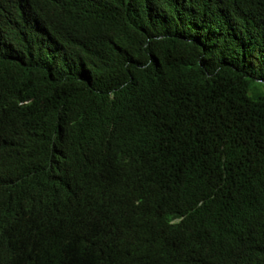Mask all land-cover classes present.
<instances>
[{
    "label": "trees",
    "instance_id": "trees-1",
    "mask_svg": "<svg viewBox=\"0 0 264 264\" xmlns=\"http://www.w3.org/2000/svg\"><path fill=\"white\" fill-rule=\"evenodd\" d=\"M88 128L118 141L105 157L146 228L129 243L116 213L88 257L55 235L54 264H188L153 247L190 225L214 264H264V0H0V212L42 193V157ZM83 180L73 208L112 202ZM244 206L252 226L235 235ZM43 213L28 222L37 249L57 221Z\"/></svg>",
    "mask_w": 264,
    "mask_h": 264
},
{
    "label": "clouds",
    "instance_id": "clouds-1",
    "mask_svg": "<svg viewBox=\"0 0 264 264\" xmlns=\"http://www.w3.org/2000/svg\"><path fill=\"white\" fill-rule=\"evenodd\" d=\"M91 130L87 129L79 145L74 142H55L53 151L43 156L41 161L40 171L46 180V188L40 187L42 193L36 191L31 198L13 203L0 212V264H54V259H61L58 252L61 250L54 254L55 235L60 246L66 250L70 247L72 252L85 251L87 257L98 256L103 252L96 245L99 228L102 222L109 224L102 230L112 227L110 225L116 220V213L121 214L119 222H115L121 238L129 243H137L144 235L146 218L140 209L139 199L131 191L117 189L114 166L105 157V154L116 151L118 141L100 137ZM84 176H91L97 184V190L112 200L105 207L90 208L86 216L84 209L73 208L69 202V198H73L82 207L85 206V198L81 197L86 196L88 183L83 180ZM40 208L44 210L43 215L57 217L48 238H41L43 249H37L31 243L28 231V222L41 215L38 214ZM253 210L256 225L264 230V201L256 203ZM65 213L70 215L65 216ZM60 214L63 219H60ZM235 216L236 220L228 228L231 233L240 235L252 226L245 206ZM210 236L197 226L190 225L181 235H175L153 247V255L163 259L167 255L170 257L175 250L179 256H186L188 264H214L215 257L201 254V247ZM224 249L234 248L228 246Z\"/></svg>",
    "mask_w": 264,
    "mask_h": 264
}]
</instances>
